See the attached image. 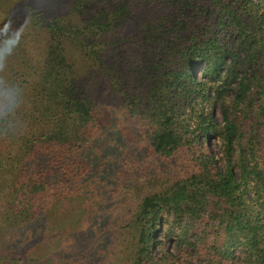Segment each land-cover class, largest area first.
Here are the masks:
<instances>
[{
    "label": "trees",
    "instance_id": "trees-1",
    "mask_svg": "<svg viewBox=\"0 0 264 264\" xmlns=\"http://www.w3.org/2000/svg\"><path fill=\"white\" fill-rule=\"evenodd\" d=\"M30 3L15 28L32 30L0 73L24 93L0 121L22 126L0 134V264H72L36 236V250L19 248L31 225L55 230L69 213L101 131L94 78L178 169L135 187L115 264H264V0ZM136 10L146 18L127 34Z\"/></svg>",
    "mask_w": 264,
    "mask_h": 264
},
{
    "label": "rangeland",
    "instance_id": "rangeland-1",
    "mask_svg": "<svg viewBox=\"0 0 264 264\" xmlns=\"http://www.w3.org/2000/svg\"><path fill=\"white\" fill-rule=\"evenodd\" d=\"M6 4L8 0H0V8ZM140 12L136 10L126 21L125 33H136L146 18ZM78 63L85 67L81 59ZM85 72L84 68L82 73ZM91 87L101 131L92 145L81 153L87 166L85 174L76 183L74 200L66 205L69 213L62 211L56 216L58 226L55 230L35 231L41 224L39 220L36 226L31 225L27 230L29 242L20 247L19 252H31L36 246L48 243L71 256L72 264H115L118 262L113 254L116 251V226L126 222L134 208L135 187L141 188L143 193L154 190L164 178L178 171L175 162L163 160L150 150L136 122L127 116L108 83L94 78ZM216 117L222 121L220 109ZM212 148L218 152L219 143H213ZM34 236L46 241L34 245Z\"/></svg>",
    "mask_w": 264,
    "mask_h": 264
},
{
    "label": "clouds",
    "instance_id": "clouds-1",
    "mask_svg": "<svg viewBox=\"0 0 264 264\" xmlns=\"http://www.w3.org/2000/svg\"><path fill=\"white\" fill-rule=\"evenodd\" d=\"M32 12L34 8L30 0H8V4L0 8V73L5 71L6 59L21 47L26 35L32 30L30 24L21 32L15 28V24L25 20ZM23 102L24 93L18 86L0 81V121L16 113ZM21 127L19 123L6 126L0 129V134H13Z\"/></svg>",
    "mask_w": 264,
    "mask_h": 264
}]
</instances>
